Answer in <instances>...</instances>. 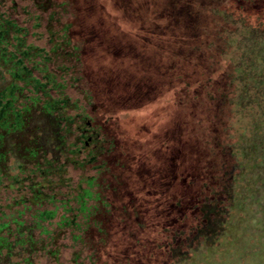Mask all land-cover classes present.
<instances>
[{
    "label": "trees",
    "instance_id": "obj_1",
    "mask_svg": "<svg viewBox=\"0 0 264 264\" xmlns=\"http://www.w3.org/2000/svg\"><path fill=\"white\" fill-rule=\"evenodd\" d=\"M199 7L0 0V264H238L240 234L261 242L264 192L247 188L264 186V28ZM157 33L165 46H150ZM124 47L142 67L125 86ZM129 89L145 103L168 91L171 111L133 160L87 111L105 90L133 105L118 100ZM242 109L257 112L247 132L226 122Z\"/></svg>",
    "mask_w": 264,
    "mask_h": 264
},
{
    "label": "rangeland",
    "instance_id": "obj_2",
    "mask_svg": "<svg viewBox=\"0 0 264 264\" xmlns=\"http://www.w3.org/2000/svg\"><path fill=\"white\" fill-rule=\"evenodd\" d=\"M201 3L203 8H200V12H210L212 14L222 15L221 13L224 12L226 16L224 19L226 20V27L231 28L232 30L238 32L242 29V26L246 24V22L255 21L257 20L262 28H264V0H197ZM205 9V10H204ZM229 15L232 17L229 18ZM244 20V21H243ZM244 22V23H243ZM258 23H254L253 25L256 26ZM126 20L124 19V39L127 38L132 42H135L137 37V32H134L133 28L126 27L127 25ZM103 34H99L100 38L103 39ZM168 36L164 33H157L151 36V40L153 43H150L151 47H157L156 43L158 45L165 46L167 43ZM126 44H124L125 46ZM162 46V47H163ZM129 49L128 47H124V49L117 48L118 51L122 54L124 57L121 60L122 66H124V86L125 83L131 78H139L141 80V74H142V67L140 64L134 63L133 64V57L129 56ZM231 51L229 54V57H232L233 59H236L239 55V52L237 48H235V45L230 48ZM166 53L168 54L163 56L165 59L160 62V66L163 65V70H166V68H169V59L168 56L171 54V50L164 49ZM162 63V65H161ZM135 65V66H134ZM119 68L122 69L120 65H118ZM136 67V68H135ZM135 69V70H134ZM136 71V75H135ZM133 74L135 76H133ZM164 78L168 75V73L164 72L163 74ZM93 78L91 81L94 85L99 86V82L96 80V77H90ZM109 84L112 83L108 82ZM250 90V89H249ZM252 91L249 92L250 96L256 97L255 94L258 92L252 88ZM167 91V90H166ZM101 92V91H100ZM115 92V91H114ZM141 92V90H140ZM164 97L160 99L158 102H149L145 103L144 101L140 100V93L139 91L132 92L130 89L124 91V99H118L123 104L126 101L127 98H133L136 100V102H133V105H130L129 103L124 105V107L117 106L113 100H112V91L105 90L103 93L101 92L95 99H92V105L87 106V111H89V114L92 116V120L101 126V128L106 132L107 136L111 137L114 140V143L117 147V149H123L125 157L128 158V160L131 158V160L138 158L139 150L144 147L145 141L147 139V133L149 131L156 132L158 129L164 124L166 121H169V116L171 111L167 110L165 107L166 100L168 97L167 94L169 92L163 93ZM123 95H119L122 96ZM248 95V97H249ZM249 99H251L249 97ZM140 100V101H139ZM144 103V104H143ZM241 113V114H240ZM234 113L232 118H229L228 116L226 119H229L227 124H233L234 129H237L238 131H246L249 128V124H256L253 122V117L257 114L256 111H253L252 114H246L247 110L242 109L241 112ZM251 116V119H250ZM255 118V117H254ZM239 127H241L239 129ZM256 141L260 142L262 140V137L260 135H256L255 138ZM133 164H129L125 162L124 165V187L128 185L126 184V180L128 179L125 175V172L128 173L132 170ZM137 170V169H136ZM249 172L250 176H252V173H258L257 169H250ZM260 171H264V165L261 166ZM259 171V172H260ZM254 179V178H253ZM253 179L251 184L247 189H254V192L257 195V192H264V186H261L259 184H256L253 186ZM125 190V188H124ZM128 190V189H127ZM253 197V193H252ZM254 198V197H253ZM258 216H264V209L260 211L255 216V219ZM245 227H242L241 231H244ZM260 230L263 231L264 224L260 225ZM239 238V235H238ZM237 238V239H238ZM240 247L236 248L235 253L234 249L233 252L236 254V260L238 261V264H242L241 262V252L239 250L242 248V245H246L245 242V236L243 234H240L239 238ZM250 249L248 250L249 254L244 260H246V263L243 264H264V257L261 256L264 250V237L261 239V242L259 244H255V241L251 243V241L246 245ZM230 253V254H231ZM226 254V255H230ZM218 257L219 263H222V260H224L225 255L219 254ZM218 256V255H217ZM216 256V258H217ZM240 262V263H239Z\"/></svg>",
    "mask_w": 264,
    "mask_h": 264
}]
</instances>
